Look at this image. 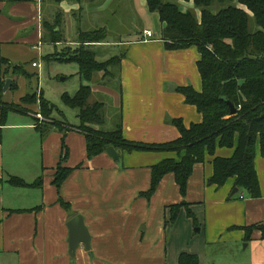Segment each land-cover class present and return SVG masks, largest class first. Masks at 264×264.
Masks as SVG:
<instances>
[{
	"label": "crops",
	"instance_id": "0c3cea01",
	"mask_svg": "<svg viewBox=\"0 0 264 264\" xmlns=\"http://www.w3.org/2000/svg\"><path fill=\"white\" fill-rule=\"evenodd\" d=\"M180 4L200 19L192 2ZM58 16L63 18L66 44L49 43L55 50L60 44L78 45L79 30L106 29V41L92 49L99 61L120 57V70L116 78L99 73L86 83L78 68L77 92L89 85L90 103L115 109L119 116L115 129L122 126L125 140L163 145L181 137L173 120H181L186 128L203 122L202 114L178 92L186 87L202 92L201 55L196 47L166 48L160 16L150 11L147 0H64L59 6L54 0H0V52L9 62L0 65V84L4 83L0 101L23 109L5 114L0 110V264H179L183 253L198 256L200 264H215L211 250L247 242L245 229L264 226L260 144L255 160L262 192L258 199L240 190L233 195L234 178L221 187L209 184L215 157H233L235 149L228 148H218L215 156L207 154L204 163L194 166L185 196L174 174H167L148 197L152 168L165 160L180 162L185 152L116 150L118 161L107 152L88 157L85 136L69 130L66 112L45 98L39 76H34L49 34L46 24ZM146 32H152L153 38H147ZM111 47L119 48L117 55ZM18 67L31 77L14 75ZM8 79L11 85L5 90ZM31 80L36 81V90L28 93ZM36 91L56 106L62 129L38 122L40 105L23 101ZM63 94L68 93L61 94V101ZM60 168L71 173L58 187ZM13 177L30 186L11 183ZM184 203L190 205L193 217L181 206ZM174 206L181 208L173 222ZM78 215L84 218L91 243L89 249L81 244L73 257L68 223ZM249 241L254 243L253 264H264L262 231L254 230Z\"/></svg>",
	"mask_w": 264,
	"mask_h": 264
},
{
	"label": "trees",
	"instance_id": "16d2710c",
	"mask_svg": "<svg viewBox=\"0 0 264 264\" xmlns=\"http://www.w3.org/2000/svg\"><path fill=\"white\" fill-rule=\"evenodd\" d=\"M63 1L54 0V4L59 6ZM147 1L150 11L160 16L163 24L162 41L166 48L183 50L196 47L201 55L198 69L202 78V92L198 93L192 87L179 88L178 92L184 95L186 104L197 108L203 116V122L186 128L181 120H173L181 137L171 143L149 145L130 142L124 139L120 124L109 132L99 129L105 122V105L100 102L90 103L92 90L89 85H83L74 96L62 95L63 104L78 111L80 122L77 126L68 122L66 125L72 128L69 130H77L85 136L89 158L106 152L109 147L127 152H185L180 162L165 160L152 168V186L147 193L148 197L154 195L167 174H174L185 196L194 166L204 163L207 154L215 156L218 148H228L235 149L233 157H215L214 175L209 184L221 187L234 178L236 189L247 193L250 198H260L262 192L255 160L258 144L264 157V0H178L192 2L201 13L200 19L195 13L184 11L173 2ZM46 25L49 26L52 43L66 42L62 16H58L51 25ZM107 37L105 28L79 30L76 41L78 47L65 48L61 53L48 57V61L76 64L86 83H90L99 73H103L104 77L116 78L115 72L120 70L121 58L99 61L98 54L92 49L94 44L105 42ZM0 65H9L1 52ZM13 74L31 77L21 67L15 68ZM3 85L0 84V88ZM225 100L234 104V115ZM23 101L35 103L36 98L27 96ZM40 104L45 117H50L57 109L45 100L43 94ZM0 110L4 114L12 110L21 111L19 107L1 101ZM52 125L62 129V124L54 122ZM70 173L71 170L59 169L55 181L58 187ZM10 182L22 187L30 186L15 177ZM181 206L186 207L188 215L193 217L188 209L190 205L184 203ZM181 206L172 207L173 222ZM245 230L247 241L254 230L262 231L264 238V226ZM179 264H200V260L196 255L183 253Z\"/></svg>",
	"mask_w": 264,
	"mask_h": 264
},
{
	"label": "rangeland",
	"instance_id": "374dc122",
	"mask_svg": "<svg viewBox=\"0 0 264 264\" xmlns=\"http://www.w3.org/2000/svg\"><path fill=\"white\" fill-rule=\"evenodd\" d=\"M166 1L178 4L182 10L187 11L186 6L184 7L180 4L182 3L181 1L180 2H178V0H166ZM44 43L45 45L42 48L43 59L37 60V64H39V69L36 73H34L37 74V76H39L40 89L44 90L46 99H49L58 108L66 112L67 121L69 123L73 125L75 124L77 125L79 124V120L77 117L78 111L65 107L60 99V96L64 92H67L69 95H74L77 92L79 88L78 87L79 78L75 70H77L78 67L76 64H64V63L62 64L54 60L48 61V57L56 54V51L58 53H61V51L64 50L65 48L69 47L75 49L78 47V45L64 46L63 44H66L65 42L62 45L60 44L61 48L60 46H58L59 50H55L53 47L54 44H49L51 43V40L49 38V34L47 33L45 36ZM111 48L112 50L114 49V56L117 55L119 48L118 47H111ZM100 61H104V60L100 58ZM115 74H117V72H115ZM64 76H67V79L65 81H63ZM35 84H36L35 80H31L27 82L28 93H32L33 91L36 90ZM117 87H118L117 81H114V88ZM31 97H35L36 98L35 103L41 105L39 91H36L35 94ZM19 108L22 109L21 107ZM104 112L106 115L105 125L99 128L103 131L106 130L107 128L111 130L113 127L115 129L119 117L117 112L115 111V109L114 111H111L110 109L104 110ZM38 114L42 115V119L40 118L37 119L38 122H42L43 124H47V125L53 124L54 122L58 124H63V118L57 110L53 111L50 117H45V114H42L40 107V112ZM254 252H255L254 243L252 241H247V242H239L237 244L230 242L225 247H221V250L220 249L211 250L209 254H210V259L212 258L217 259L215 264H253L254 262L253 257L255 256Z\"/></svg>",
	"mask_w": 264,
	"mask_h": 264
},
{
	"label": "water",
	"instance_id": "95a60500",
	"mask_svg": "<svg viewBox=\"0 0 264 264\" xmlns=\"http://www.w3.org/2000/svg\"><path fill=\"white\" fill-rule=\"evenodd\" d=\"M11 85V80L8 79L6 82L5 90H7ZM230 106L231 114L234 115L236 113V108L233 103L229 100H225ZM106 152L108 155L114 160H119L118 152L114 147L107 148ZM239 189H235L233 191V195L237 194ZM69 228V245H70V253L71 256H75V253L78 247L83 244L86 249L90 248L91 236L88 228L85 225L84 218L81 215L76 216L68 223Z\"/></svg>",
	"mask_w": 264,
	"mask_h": 264
},
{
	"label": "built area",
	"instance_id": "2783aa9c",
	"mask_svg": "<svg viewBox=\"0 0 264 264\" xmlns=\"http://www.w3.org/2000/svg\"><path fill=\"white\" fill-rule=\"evenodd\" d=\"M145 35H146L147 38H149V39L153 38V33H152V32H146ZM33 66H34V67H37V64L34 63ZM38 118L42 119V115H41V114H38ZM241 198H243V197H241Z\"/></svg>",
	"mask_w": 264,
	"mask_h": 264
}]
</instances>
